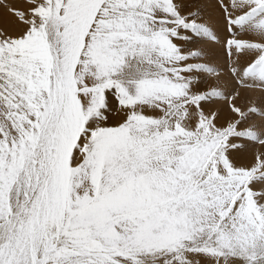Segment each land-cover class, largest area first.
Masks as SVG:
<instances>
[{
	"label": "snow or ice",
	"instance_id": "1",
	"mask_svg": "<svg viewBox=\"0 0 264 264\" xmlns=\"http://www.w3.org/2000/svg\"><path fill=\"white\" fill-rule=\"evenodd\" d=\"M0 2V264H264V103L203 5ZM215 7L264 92V0Z\"/></svg>",
	"mask_w": 264,
	"mask_h": 264
},
{
	"label": "rangeland",
	"instance_id": "2",
	"mask_svg": "<svg viewBox=\"0 0 264 264\" xmlns=\"http://www.w3.org/2000/svg\"><path fill=\"white\" fill-rule=\"evenodd\" d=\"M190 1V3H196L195 2V0H189ZM5 2H10V0H5ZM206 3H209V1L207 0L206 1ZM210 3H211V5L210 6H208V7H206V8H204V11H203V15L205 16V18H206V15L207 14H209L211 11L210 10H213L214 12H216L217 13V15L220 17V20H222V17H221V15H220V13L218 12V10L216 9V7H215V5H216V3H217V0H210ZM2 6V7H1ZM0 11H1V13H5L3 10H5V8H4V6H3V3L2 2H0ZM6 14V13H5ZM213 26V25H212ZM219 28H220V30H221V35L220 36H224L225 35V37L222 39V37H221V39H220V47H218V45L219 44H215V45H211L210 47H211V49H212V54H211V56H210V61L212 60V59H214L215 57H217V56H221V57H223V59H226L225 61L228 63V62H230L229 61V57H228V55H227V52H226V49H225V41L227 40V39H229V38H231L229 35H228V33H227V31H226V28H225V26H224V22H223V20L221 21V25L219 26ZM218 35V34H217ZM229 37H228V36ZM219 36V35H218ZM225 40V41H224ZM224 61V62H225ZM225 62V63H226ZM217 68V70L219 71V73H220V75H219V78L218 79H220V78H223V79H225V78H228V80L230 81L231 80V82L233 83L232 85L234 86V88H229V84H227L224 88L222 87L223 85H220V83H221V81H215V82H220L218 85H219V87L220 88H222V90H226V88H229V90L228 91H226V93L227 92H229V91H234L233 92V94H236L238 91V93H239V95L237 96V98H236V100H239L242 104L245 102V100L247 101V99H246V97L248 98V97H251V93H253V92H258L256 89H254V88H245V87H243L242 85H238V83H237V81L235 80V78L231 75V72H230V69L227 67V72L225 71V70H222L220 67H216ZM227 73H229V74H227ZM210 82H213V81H210ZM231 84V83H230ZM232 86V87H233ZM256 88H258V87H256ZM236 91H235V90ZM240 89V90H239ZM260 89V88H259ZM224 90V91H225ZM261 90V89H260ZM243 93V94H242ZM246 95H245V94ZM230 94V93H229ZM242 94V95H241ZM261 95L262 96H264V92H262L261 93ZM242 98V99H241ZM248 100H250L249 98H248ZM264 102V101H263ZM252 105V104H251ZM250 104H246V105H244L243 107L245 108V109H247L248 107H250L251 106ZM220 106V107H219ZM223 107H225L226 109H227V107H226V102H224V101H221V102H219V105H218V107L217 108H220L221 110H222V116H226L227 115V110L226 111H224V109H223ZM242 108V107H241ZM226 113V114H225ZM115 114V113H114ZM258 151H261V147L259 146V145H255V146H250L248 149H247V151L246 152H244L243 154H241V158H240V162L241 163H244V164H250L251 162H252V160H253V157H254V155L258 152ZM245 157H248L247 159H245L244 160V158Z\"/></svg>",
	"mask_w": 264,
	"mask_h": 264
},
{
	"label": "bare ground",
	"instance_id": "3",
	"mask_svg": "<svg viewBox=\"0 0 264 264\" xmlns=\"http://www.w3.org/2000/svg\"><path fill=\"white\" fill-rule=\"evenodd\" d=\"M206 1L207 0H195V2L196 3H199V4H201V5H203L204 6V8H206V7H208V6H210L211 5V3H210V0H208L209 1V3H206ZM188 2L190 3V1L188 0ZM2 7V6H1ZM1 9V8H0ZM5 13H6V10H3ZM211 12L209 13V14H207L206 15V19H209L210 20V22L212 23V25H213V28H214V30L216 31V33L219 35V39H221V37H222V39L225 37V35L224 36H220L221 35V30H220V28H219V26L221 25V21L222 20H220V17L217 15V13L216 12H214L213 10H210ZM5 13H1V11H0V28H3V27H8V29H9V31L10 32H13V31H15V29H14V27L13 26H11V25H9V24H7L6 23V20H7V13L5 14ZM225 26V25H224ZM228 36V35H227ZM229 37V36H228ZM225 41V40H224ZM218 47H220V43H219V45H218ZM226 59H223V57H221V56H217V57H215L214 59H212L210 62L215 66V67H220L222 70H225L226 72H227V67L230 69V62H226L225 61ZM226 63H225V62ZM227 74H229V73H227ZM218 81H221V83L220 82H217L218 84L220 83V85H223L222 87L224 88L227 84H229V88H234V86L232 85L233 83L231 82V80L229 81L228 80V78H225V79H223V78H220V79H218ZM231 83V84H230ZM233 86V87H232ZM229 88H226V90H225V92L226 91H228L229 90ZM222 89V88H221ZM228 89V90H227ZM254 89H256L258 92H253V93H251V97H248L250 100H248V98L246 97V99H247V101L245 100V102L242 104L239 100H235V103L237 104V106H239V107H242L243 109H245L243 106L244 105H246V104H253V103H264L263 101H264V96H262L261 95V93H262V91L259 89V87L258 88H254ZM235 90V89H234ZM240 90V89H239ZM236 91V90H235ZM233 92L234 91H229V92H227V93H230V94H233ZM239 92V91H238ZM237 92V93H238ZM243 94V93H242ZM241 94V95H242ZM245 94V93H244ZM246 95V94H245ZM237 98V97H236ZM239 98V97H238ZM237 98V99H238ZM242 99V98H241ZM218 105L219 104H214V105H211V107L212 108H217L218 107ZM220 107V106H219ZM223 109H224V111H226L227 109L225 108V107H223ZM226 114V113H225ZM248 157H245L244 158V160L245 159H247Z\"/></svg>",
	"mask_w": 264,
	"mask_h": 264
}]
</instances>
